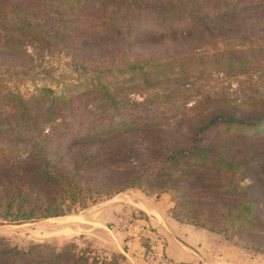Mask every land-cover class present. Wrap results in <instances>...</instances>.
<instances>
[{"label":"rangeland","instance_id":"374dc122","mask_svg":"<svg viewBox=\"0 0 264 264\" xmlns=\"http://www.w3.org/2000/svg\"><path fill=\"white\" fill-rule=\"evenodd\" d=\"M121 1L125 0H103L106 9L96 12L86 13L93 9L90 5L79 10L83 24L75 26L74 32L59 33L75 37L74 42L57 39L33 48L35 52L27 46L23 53H1V90L27 98L37 89L49 88L56 96L67 97L74 113L91 110L75 118L88 122L113 112L118 115L115 120L120 114L132 117L145 109L138 121L147 123L139 127L152 124L151 128L164 129L166 123L183 120L185 138L192 127L211 116L233 114L256 124L249 128L213 124L201 135L203 143L218 146L238 140L246 152L264 155V0H165L169 8L160 7L155 16L150 9L128 7ZM115 4L119 5L111 9ZM152 5L157 6L155 0ZM5 7L0 4V13ZM105 12L109 13L103 18ZM144 100L143 107H131L132 102ZM134 127L128 122L106 134ZM77 134L66 133L62 141H71ZM208 161L202 163L203 171ZM121 194L128 198L119 212L107 211L111 217L107 222L104 211ZM216 197L214 189L195 191L183 200L189 213L177 221L171 191L128 188L110 198H84L70 208L65 202L68 215L63 217L13 224L0 216V239L24 251L34 244L57 251L68 246L76 256H87L89 264L110 259L130 264L123 251L132 249L134 241L145 262L170 264L160 254L161 235L168 232L163 226L166 221L160 219L164 211L185 231L198 237V231L206 234L204 254L190 264H264V250L248 246L242 234L231 228L235 212L228 203L238 198ZM197 203L201 207L191 211ZM257 211L255 215H261L260 208ZM206 220L223 221L213 228H224L226 238L192 224Z\"/></svg>","mask_w":264,"mask_h":264},{"label":"trees","instance_id":"16d2710c","mask_svg":"<svg viewBox=\"0 0 264 264\" xmlns=\"http://www.w3.org/2000/svg\"><path fill=\"white\" fill-rule=\"evenodd\" d=\"M152 2L120 3L150 9L153 16L160 13V7L169 8L165 0H155L157 6ZM0 4L7 6L0 13V54L23 53L27 46L37 50L44 42L57 39L72 41L75 37H62L59 33L74 32L75 26L83 24L79 10L89 5L93 9L88 8L86 13L106 9L103 0H0ZM145 102H132L131 107H143ZM144 110L132 117L120 114L117 120V112H113L104 119L81 121L75 120L76 116L92 111L85 108L83 113H74L67 97L56 96L49 88L37 89L35 95L27 98L0 88V216L13 224L63 217L68 215L65 202H69L70 208L84 198H110L128 188L160 187L175 195L173 214L181 221L189 213L183 200L199 189H214V197L238 198L228 203V208L235 212L231 228L242 234L248 246L264 250V155H258L257 150L246 152L242 141L217 146L201 139L213 124H242L249 128L256 123L233 114L213 115L192 127L185 138L183 120L166 123L164 129L151 128L152 124L139 127L147 123L138 121L145 115ZM92 115H98V111ZM128 122L137 127L106 134L108 129L121 128ZM69 132H77V137L62 141V136ZM206 160L208 167L203 171L202 163ZM248 177L252 178L246 181ZM252 198L262 201L258 203ZM197 207H201L199 203L191 211ZM259 208L262 216L255 215ZM222 222L206 220L192 224L218 231L226 238L224 228H213ZM0 264L89 263L87 256H76L68 246L57 251L46 244H34L24 251L0 239ZM100 264L117 262L110 259Z\"/></svg>","mask_w":264,"mask_h":264},{"label":"crops","instance_id":"0c3cea01","mask_svg":"<svg viewBox=\"0 0 264 264\" xmlns=\"http://www.w3.org/2000/svg\"><path fill=\"white\" fill-rule=\"evenodd\" d=\"M126 197L128 198L127 194H121L115 197L111 201V204L106 207L104 214L107 222L111 220L107 211L109 210L112 212V210H114L115 213L119 212L118 210L123 207L124 204L122 205V202H124ZM160 215V219H164L166 221V223H163V226L166 224L165 226L168 228V232H164V235H161L163 241L160 254H162L163 257L168 258L170 264H190L194 259L197 257L200 258V256L204 254L203 250L207 242L204 237L206 236L205 233H200L201 231H198L197 234L200 235V237H198V235L192 233L191 231H185V229L181 227V224H178L176 221L171 219L164 211L161 212ZM159 233L161 234V232ZM132 242V249L130 248L123 251L124 257L126 258L127 256L129 258L130 264H150L147 261L145 262L140 254H138L139 252L135 251L138 249V243H134V241Z\"/></svg>","mask_w":264,"mask_h":264}]
</instances>
